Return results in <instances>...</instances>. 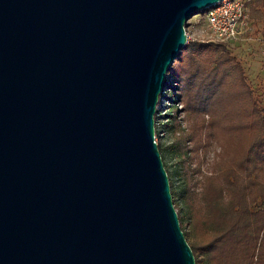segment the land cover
<instances>
[{
  "label": "water",
  "instance_id": "95a60500",
  "mask_svg": "<svg viewBox=\"0 0 264 264\" xmlns=\"http://www.w3.org/2000/svg\"><path fill=\"white\" fill-rule=\"evenodd\" d=\"M216 1L0 0V264H195L153 114Z\"/></svg>",
  "mask_w": 264,
  "mask_h": 264
},
{
  "label": "trees",
  "instance_id": "16d2710c",
  "mask_svg": "<svg viewBox=\"0 0 264 264\" xmlns=\"http://www.w3.org/2000/svg\"><path fill=\"white\" fill-rule=\"evenodd\" d=\"M169 79L172 96L165 93ZM163 85L153 114L154 136L159 114L168 119L163 126L170 121L176 126L177 104L188 122L185 129H174L166 148L184 175L180 195L191 227L185 230L178 211L177 217L194 263L264 264V103L223 41L185 42ZM163 93L171 108L159 113ZM210 141L219 149L206 160L201 150Z\"/></svg>",
  "mask_w": 264,
  "mask_h": 264
},
{
  "label": "rangeland",
  "instance_id": "374dc122",
  "mask_svg": "<svg viewBox=\"0 0 264 264\" xmlns=\"http://www.w3.org/2000/svg\"><path fill=\"white\" fill-rule=\"evenodd\" d=\"M245 13L247 18V28L240 34L235 40L223 41L225 47L229 52L234 55L237 61L241 64L246 78L252 86L255 94L264 103V0H244ZM184 32L186 35V42L189 40H209V35L205 29L204 18L202 15L192 14L185 20ZM215 41V40H213ZM168 85L165 87V93L168 96H172L174 91L171 84H174L172 79L168 81ZM166 98L165 94L160 99L159 109L160 112L165 110L169 111L171 101ZM177 104L178 121L176 126L170 123L168 126H163V123L168 122V119L164 114H159L155 118L157 128L159 129V135L155 137L156 141L161 147V158L164 163V167L168 171V181L171 182L169 188L173 190V197L171 195L172 202L176 204V212L178 211L183 217V223L185 230L191 227L188 221L185 205L181 200V189L184 186V175L181 174V170L178 165L175 154L167 147L172 138L175 136L174 129L179 130L188 127V122L184 116L183 111ZM204 148V149H203ZM201 150L204 152L206 160H210L213 154L219 149L217 145L210 141L208 145ZM201 154V153H200ZM195 164V163H194ZM205 162L201 168H204ZM193 179L198 177V174L191 175ZM184 180V181H183ZM186 240H189V236L186 235Z\"/></svg>",
  "mask_w": 264,
  "mask_h": 264
},
{
  "label": "built area",
  "instance_id": "2783aa9c",
  "mask_svg": "<svg viewBox=\"0 0 264 264\" xmlns=\"http://www.w3.org/2000/svg\"><path fill=\"white\" fill-rule=\"evenodd\" d=\"M199 14L212 41L235 40L247 28L244 0H218Z\"/></svg>",
  "mask_w": 264,
  "mask_h": 264
},
{
  "label": "clouds",
  "instance_id": "9594fccd",
  "mask_svg": "<svg viewBox=\"0 0 264 264\" xmlns=\"http://www.w3.org/2000/svg\"><path fill=\"white\" fill-rule=\"evenodd\" d=\"M155 141V140H154Z\"/></svg>",
  "mask_w": 264,
  "mask_h": 264
}]
</instances>
